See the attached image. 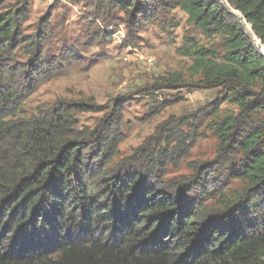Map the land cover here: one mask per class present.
I'll list each match as a JSON object with an SVG mask.
<instances>
[{"label":"trees","instance_id":"16d2710c","mask_svg":"<svg viewBox=\"0 0 264 264\" xmlns=\"http://www.w3.org/2000/svg\"><path fill=\"white\" fill-rule=\"evenodd\" d=\"M108 1L132 29L153 20L156 7L179 9L218 40L219 52L187 39L180 53L199 89L218 90L206 114L220 103L236 108L209 123L221 161L166 182L170 159L159 146L109 166L114 138L75 117L90 105L20 116L23 94L77 53L64 47L46 57L48 18L25 35L28 0L0 2V264H264V0ZM161 82L173 88L183 77ZM182 123L164 126V143Z\"/></svg>","mask_w":264,"mask_h":264},{"label":"rangeland","instance_id":"374dc122","mask_svg":"<svg viewBox=\"0 0 264 264\" xmlns=\"http://www.w3.org/2000/svg\"><path fill=\"white\" fill-rule=\"evenodd\" d=\"M20 1L0 0L4 5ZM28 3L23 33L32 34L40 20L48 18L51 33L45 56L52 57L64 47L75 50L77 56L76 61L66 58L59 74L23 94L20 116H35L38 110L57 103L90 105L95 110L75 117L79 127L98 128L114 138L116 148L109 166L124 164L139 148L154 153L166 149L164 154L170 159L162 171L166 182L191 178L195 165L216 166L221 161L209 123L213 117L236 114V108L220 103L215 115L206 114L209 104L217 102L218 90L199 89L200 77L189 72L191 60L180 53L187 39L219 52L216 38L204 37L179 9L160 11L156 7L153 20L132 29L108 0ZM260 51L264 54L263 47ZM174 73L180 74L183 82L173 88L162 86L161 80ZM170 120L183 123L166 144L163 130ZM219 166L217 180L222 181ZM231 186L240 188L236 181Z\"/></svg>","mask_w":264,"mask_h":264},{"label":"water","instance_id":"95a60500","mask_svg":"<svg viewBox=\"0 0 264 264\" xmlns=\"http://www.w3.org/2000/svg\"><path fill=\"white\" fill-rule=\"evenodd\" d=\"M254 40H255V39H254ZM259 44H260V42L256 40V41H255V45L258 46ZM260 53H261V51H260ZM261 54H262L263 57H264V54H263V53H261Z\"/></svg>","mask_w":264,"mask_h":264}]
</instances>
